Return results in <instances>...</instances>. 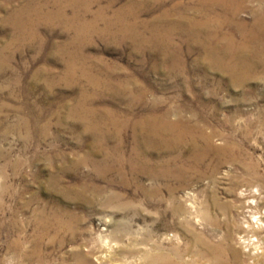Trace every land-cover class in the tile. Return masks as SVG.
<instances>
[{"label":"rangeland","instance_id":"rangeland-1","mask_svg":"<svg viewBox=\"0 0 264 264\" xmlns=\"http://www.w3.org/2000/svg\"><path fill=\"white\" fill-rule=\"evenodd\" d=\"M73 1L0 0V220L4 229L17 218L29 248L39 215L43 221L60 216L72 225L71 234L63 230L42 236L39 250L48 264H70L71 254L78 251L89 253L96 264L100 252L114 263L148 264L147 253L160 250L172 258L178 251L188 264H211V254L205 250L208 242L230 244L223 255L226 263L252 264L239 240L250 214L264 220V70L259 67L258 79L233 86L227 75L198 62L199 49L189 45L190 33L185 32L186 20L180 19L179 11L190 15L206 11L203 0ZM246 1L237 13L244 20L251 7L260 6V0ZM60 5L65 17L58 16ZM121 10L126 19L141 23L140 36L157 43L137 51L134 41L113 23ZM17 11L29 12L16 18ZM67 19H74L72 28L64 24ZM78 20L93 27L87 28L83 41L75 43ZM173 24L168 32L166 28ZM225 31L237 32L229 26L221 32ZM168 42L170 49H180L177 65L155 50L157 45L166 48L162 43ZM160 111H168L170 121L184 119L189 129L207 132L212 148L222 149L226 143L231 147L210 149L193 167V151L186 143L180 154V159L186 158L182 160L186 169L181 175L162 172L155 163L171 152L147 144L151 116ZM137 134L143 147L130 151ZM188 134L183 133L187 142ZM251 164L254 168L247 166ZM111 197L118 199L109 201ZM17 235L15 229L1 233L0 264H31L6 249Z\"/></svg>","mask_w":264,"mask_h":264},{"label":"bare ground","instance_id":"bare-ground-1","mask_svg":"<svg viewBox=\"0 0 264 264\" xmlns=\"http://www.w3.org/2000/svg\"><path fill=\"white\" fill-rule=\"evenodd\" d=\"M34 1V0H32ZM52 1V0H51ZM64 1V0H63ZM85 1V0H84ZM87 1V0H86ZM204 5H205V10L206 11H192V14L190 15L187 14L186 12L188 11H179L181 17L180 19L186 20V24H184V27L187 28V31L185 29L186 33H190V38L191 41H189V45H194L199 49V58L198 62L201 64L202 62L206 63V66L211 67L215 69L216 71L227 75V78L229 82L233 86H240L242 85L245 81H248L250 79H256L258 75V69L261 67L262 70H264V0H260V6L259 8H254L251 7L249 13V17L247 20L240 19L237 17V13H240L242 8L244 7V2L246 0H203ZM202 1V2H203ZM68 2V1H67ZM74 1L69 0V3H73ZM75 2L79 3V0H75ZM247 2V1H246ZM28 3V1H27ZM56 3V1H55ZM83 3V2H82ZM52 4V3H51ZM87 4V3H86ZM83 5V4H82ZM37 6V5H36ZM72 6V5H71ZM246 7V6H245ZM26 10L29 9L28 4H26ZM85 8V7H84ZM219 8V9H217ZM56 9V8H55ZM64 9V8H63ZM127 9V8H126ZM14 10V9H13ZM38 10V9H36ZM57 13L61 11V13L58 16L63 17L64 12L61 8V5L56 9ZM78 11V10H77ZM125 11V10H124ZM124 11H116L119 16L117 21L113 22L111 19H109L108 23L112 24V22L115 24V26H118L119 30H124L122 34H126V38L129 37L131 38L132 41H134V46L137 49V51L140 52L142 51V47L144 45H148L152 42L153 44L157 43V39H149L145 38L143 36H140V33H138L139 27H141L137 24V20L132 21L129 19H126L128 15L124 14ZM29 11H17L14 13L16 18L24 13H28ZM33 12V11H31ZM35 12V11H34ZM42 12V11H41ZM91 12V11H90ZM128 12V11H126ZM131 14L135 11H129ZM177 12V11H176ZM196 12V13H195ZM56 13V12H54ZM72 13V12H71ZM101 13V12H100ZM107 13V12H105ZM124 14V16L122 15ZM13 15V16H14ZM55 16V15H54ZM98 16V15H97ZM117 16V14H116ZM65 17V16H64ZM69 17V16H68ZM108 17V16H107ZM166 17V16H165ZM36 18V17H35ZM96 18V17H95ZM110 18V17H109ZM114 19V18H113ZM52 20V19H51ZM60 20V19H59ZM74 20V19H73ZM73 20L67 19L65 20L64 24L67 25L68 27H71L73 25ZM105 20V19H104ZM160 21V19H158ZM156 20V21H158ZM165 20V18H164ZM79 21V20H78ZM86 21V20H85ZM141 21V20H140ZM163 21V20H162ZM15 22V21H14ZM33 22V21H32ZM101 22V21H100ZM105 22V21H104ZM139 22V21H138ZM142 22V21H141ZM184 22V23H185ZM75 23V22H74ZM91 23V22H90ZM171 23V22H170ZM39 24V23H38ZM94 24V23H93ZM153 24V23H151ZM157 24V22H156ZM175 24V23H174ZM174 24L166 28L168 32L174 28ZM182 24V23H181ZM163 25H165L163 23ZM176 25V24H175ZM106 26V25H105ZM114 26V25H113ZM116 26V28H117ZM181 26V25H180ZM183 26V25H182ZM224 26H229L232 29H235L237 32L235 33H230L227 31L221 32L224 28ZM79 33H77L73 39L75 40V43L77 42L76 40H82L81 37H85L87 35V28L93 27L92 24L89 25V22H81L79 21L76 26ZM72 28V27H71ZM111 28V27H110ZM162 28V27H161ZM92 29V28H91ZM96 29V28H95ZM106 29V27H105ZM165 29V30H166ZM112 30V29H111ZM141 30V29H140ZM139 30V31H140ZM226 30V29H225ZM75 31V30H74ZM107 31V30H106ZM159 31V29H158ZM163 31V30H162ZM96 32V31H95ZM171 32V31H170ZM232 32V31H231ZM174 33V32H172ZM90 34V33H89ZM110 35L109 33H106ZM162 34V33H161ZM156 35V34H155ZM166 35V34H165ZM90 36V35H88ZM146 36V35H145ZM168 36V35H167ZM122 36H120L121 38ZM154 37V36H153ZM157 37V36H155ZM169 37V36H168ZM125 38V39H126ZM151 38V37H150ZM85 40V38H83ZM113 39V38H112ZM165 39L166 36H165ZM170 39V38H168ZM175 39V38H174ZM170 41V42H174ZM119 40V39H118ZM161 40V39H160ZM83 41V40H82ZM89 41V40H88ZM87 42V41H86ZM70 43V41H69ZM73 43V42H71ZM70 43V44H71ZM158 43L159 39H158ZM165 44L166 48L162 49L163 45H157V48L155 50H160L161 53H164V56L169 59V57L172 58V62L174 61V65H177V62H180V55L179 53V47L175 46L174 48L170 49V44L168 43H162ZM175 44V43H174ZM177 44V43H176ZM52 45V44H51ZM188 45V46H189ZM155 47V46H154ZM192 47V46H191ZM153 48V47H152ZM173 49V50H172ZM77 53V52H76ZM78 54V53H77ZM71 55V54H70ZM75 55V54H74ZM182 55V54H181ZM163 57V56H162ZM170 58V59H171ZM72 59V58H71ZM70 61V59H69ZM171 61V60H170ZM202 61V62H201ZM70 63V62H69ZM73 63V62H72ZM185 63V62H184ZM70 66V65H69ZM203 66V65H202ZM181 67V66H180ZM178 66V68L180 69ZM73 67H69V71H72ZM173 68H175L173 66ZM177 68V67H176ZM261 70V71H262ZM183 72V71H182ZM176 73V72H175ZM258 79V78H257ZM133 80V79H132ZM188 80V79H187ZM186 80V81H187ZM135 84V81H134ZM129 85V84H128ZM214 89L215 90L217 84H214ZM91 86V85H90ZM127 86V85H126ZM230 86V85H229ZM129 87V86H128ZM187 88V87H186ZM212 91V93H213ZM131 93L136 94V95H142V93L137 94V92H134L131 90ZM3 95V94H2ZM15 95V94H14ZM7 96V95H6ZM2 97V96H1ZM140 98V97H139ZM2 99V98H1ZM14 99V98H13ZM158 99V98H157ZM160 99V98H159ZM91 100V99H90ZM161 100V99H160ZM133 101H135V98H133ZM154 101V100H153ZM1 102V101H0ZM4 102V101H3ZM156 102V100H155ZM204 103V102H203ZM3 104V103H2ZM7 105V104H6ZM10 105V104H8ZM155 106V105H154ZM175 106V105H173ZM6 107V106H5ZM1 108V107H0ZM169 110V109H168ZM193 110V109H192ZM168 112V111H167ZM166 111H160V113H157V115L151 116V133L150 137H148V140L150 141L147 142V144H151V147H157L160 145L163 147L165 150L171 152L170 156L165 158V160H162L161 162L156 161L155 167L160 169L164 173H174L180 174L183 172L184 169H186L185 163L182 161L183 158L180 159V154L182 153V150L184 149V145L186 143L189 145L190 149L193 151L192 154V159L195 161V165L193 164V167H197V161L199 162L210 149L216 150V151H222V149H226L231 147L229 143H226L223 148L220 149L219 147H214L210 146V141L211 136L206 132H202L201 130H192L189 129L188 126L190 124L186 123L183 120H176V121H170L166 119L167 116ZM190 112V111H189ZM178 113V111H177ZM180 113V112H179ZM194 113H196L194 111ZM193 113V114H194ZM126 115V114H125ZM195 115V114H194ZM20 116V115H19ZM128 116V115H127ZM178 116V115H177ZM184 116V115H183ZM182 116V117H183ZM22 117V116H21ZM25 117V115H24ZM23 117V118H24ZM179 117V116H178ZM26 118V117H25ZM121 118V116H120ZM123 118V117H122ZM135 118V117H133ZM148 118V116H147ZM180 118V117H179ZM191 118V117H190ZM201 118V117H200ZM21 119V118H20ZM125 119V118H124ZM123 119V120H124ZM127 119V118H126ZM170 119V118H169ZM25 120V119H24ZM29 120V119H28ZM26 120V121H28ZM108 120V119H107ZM118 120V119H117ZM137 120V119H136ZM143 120V119H142ZM189 120V119H188ZM192 120V119H191ZM194 120V119H193ZM199 120V119H198ZM114 121V120H113ZM187 121V120H186ZM190 121V120H189ZM109 122V121H108ZM126 122V121H125ZM21 123V122H20ZM138 123V122H137ZM143 123V122H142ZM150 123V122H149ZM190 123V122H189ZM26 124V122H25ZM114 124V123H113ZM198 124V123H197ZM115 125V124H114ZM126 125V123H125ZM124 125V126H125ZM194 125V124H193ZM29 126V125H27ZM92 126L95 130L99 131L100 129L98 127L100 126H94V124L90 125ZM121 126V125H120ZM195 126V125H194ZM199 126V125H198ZM25 127V126H23ZM136 127V126H135ZM188 127V128H187ZM191 127V126H190ZM120 129L117 127L116 130L120 132ZM198 129V128H197ZM111 130V129H110ZM207 130V129H206ZM115 131V130H114ZM190 131L189 136V141H185V135L183 136V133L185 134L186 132ZM192 131L195 133L192 134ZM43 132V131H42ZM117 132V133H118ZM135 132V131H134ZM101 134V132H99ZM144 133V132H143ZM108 134V133H107ZM113 134V133H112ZM116 134V133H115ZM139 134V133H138ZM137 134V137L135 139V144L133 147L130 149V151H137V149L140 147H143V145L140 143L142 142L139 140V136ZM146 135V134H145ZM103 136V135H102ZM119 136V135H118ZM121 136V135H120ZM134 136V135H133ZM132 136V138H133ZM186 136V138H188ZM106 137V136H105ZM144 136L142 135V138ZM201 140V144L198 143L199 140ZM114 138V137H112ZM117 138V137H116ZM119 138V137H118ZM141 138V139H142ZM144 139V138H143ZM187 140V139H186ZM147 141V140H146ZM116 142V140H115ZM120 142V141H119ZM229 142V141H228ZM198 143V144H197ZM213 143V142H212ZM146 144V143H145ZM187 145V146H188ZM110 146V145H109ZM113 146V145H112ZM111 146V147H112ZM146 146V145H145ZM149 146V145H148ZM131 147V146H130ZM150 147V148H151ZM109 148V147H107ZM236 149V148H235ZM106 150V149H105ZM116 150V147H115ZM118 150V149H117ZM143 150V149H142ZM189 150V149H187ZM103 151V150H102ZM107 151V150H106ZM111 151V150H110ZM120 151V150H119ZM225 151V150H224ZM229 151V150H228ZM112 152V151H111ZM117 152V151H116ZM187 152V151H185ZM231 152V150H230ZM233 152V151H232ZM216 152H214L215 154ZM226 153V152H225ZM114 154V153H113ZM189 154V153H188ZM187 154V155H188ZM220 154V153H219ZM229 154V153H228ZM234 154V153H233ZM6 155V154H5ZM104 155V154H103ZM107 155V154H106ZM118 155V154H117ZM137 155V154H136ZM210 155V154H208ZM232 155V154H231ZM236 155V154H235ZM234 155V156H235ZM238 155V154H237ZM236 155V156H237ZM113 156V155H112ZM216 156V155H215ZM230 156V155H229ZM110 157V156H109ZM191 157V156H190ZM223 157V155H222ZM225 157V156H224ZM243 157V156H241ZM245 157V154H244ZM118 158V157H117ZM232 160L235 158L231 157ZM124 159V158H123ZM145 159V158H144ZM230 159V158H228ZM239 159V158H238ZM147 160V159H146ZM145 160V161H146ZM242 160V159H241ZM9 162V160H7ZM109 161V160H108ZM134 161V160H133ZM142 161V160H141ZM189 161V160H188ZM234 161V160H233ZM115 162V161H114ZM120 162V161H119ZM122 162V161H121ZM131 162V161H130ZM137 162V161H136ZM180 162V163H179ZM192 162V161H191ZM232 162V161H231ZM7 163V162H6ZM135 163V162H134ZM200 163V162H199ZM242 163V162H241ZM137 164V163H135ZM144 164V162H143ZM188 164V163H187ZM192 164V163H191ZM244 164V163H243ZM250 164V163H247ZM8 165V164H7ZM113 166V164L111 163ZM116 165V164H115ZM131 165V164H130ZM245 165V164H244ZM21 166V165H20ZM111 166V167H112ZM121 166V165H120ZM125 166V165H124ZM129 166V165H128ZM143 166V165H142ZM188 166V165H187ZM191 166V165H190ZM242 166V165H241ZM248 167H252V164ZM255 166V165H254ZM10 167V166H9ZM110 167V168H111ZM122 167V166H121ZM144 167V166H143ZM257 167V166H256ZM16 168V167H15ZM152 168V167H151ZM213 168V167H212ZM247 168V167H246ZM245 168V169H246ZM258 168V167H257ZM256 168V169H257ZM131 169V168H130ZM129 169V170H130ZM156 169V168H155ZM216 169V168H214ZM244 169V170H245ZM120 170V168H119ZM136 170V169H135ZM174 170V171H172ZM195 170V169H194ZM17 171V170H16ZM117 171V169H116ZM106 172V171H105ZM128 172V170H127ZM143 172V171H142ZM185 172V171H184ZM150 173V172H149ZM246 173V172H245ZM252 173V172H251ZM255 173V172H254ZM120 175V174H119ZM118 175V176H119ZM152 175V174H151ZM181 175V174H180ZM204 175V174H202ZM247 175V174H246ZM251 175V174H250ZM260 175V174H259ZM56 176V175H55ZM157 175H155L156 177ZM159 176V175H158ZM249 176V175H248ZM253 176V174H252ZM254 175L253 177H255ZM116 177V176H115ZM252 177V178H253ZM259 177V176H258ZM263 177V176H262ZM55 178V177H54ZM59 179V178H58ZM57 179V180H58ZM112 179V178H111ZM110 179V180H111ZM118 179V178H117ZM133 179V178H132ZM245 179V178H244ZM251 179V178H250ZM109 180V181H110ZM255 180V179H252ZM262 180V179H260ZM53 181V180H52ZM56 181V180H55ZM250 181V180H249ZM257 181V180H256ZM259 181V180H258ZM263 181V180H262ZM54 182V181H53ZM125 182V180H124ZM252 182V181H251ZM254 182V181H253ZM114 183V182H113ZM123 183V182H122ZM60 184V183H59ZM59 185L58 187H60ZM54 187V186H53ZM140 187V186H139ZM15 188V187H14ZM49 189V188H48ZM58 189V188H57ZM56 189V190H57ZM63 189V188H62ZM52 190H55L52 188ZM55 190V191H56ZM255 190V188H254ZM5 191V187L1 189V193ZM13 191V190H12ZM59 191V190H58ZM143 192L146 190L143 189ZM149 191V190H148ZM14 193V192H13ZM146 193V192H145ZM21 194V193H20ZM61 194V193H60ZM113 194V193H112ZM117 193H115L116 195ZM147 194V193H146ZM145 194V195H146ZM70 195V194H69ZM119 195V194H118ZM3 196V195H2ZM71 196V195H70ZM66 197V196H65ZM69 197V196H67ZM15 198V197H14ZM70 198V197H69ZM13 199V198H12ZM113 199L117 200L116 197H111L109 201H112ZM255 200V199H254ZM129 201V200H127ZM253 201V200H252ZM108 202V201H107ZM254 202V201H253ZM116 203V202H115ZM130 203V201L128 202ZM2 206V205H1ZM250 206V205H249ZM3 207V206H2ZM43 207V206H42ZM252 208V207H251ZM255 208V207H253ZM43 209V208H42ZM249 209V208H248ZM257 209V207L255 208ZM253 210V209H252ZM14 211V210H11ZM34 211V210H33ZM249 211V210H247ZM246 211V212H247ZM259 211V210H258ZM15 212V211H14ZM36 212V211H35ZM52 212V211H51ZM201 212V211H200ZM260 212V211H259ZM50 213V212H49ZM53 213V212H52ZM31 214V213H30ZM38 214V212L36 213ZM203 216L206 218L208 217L207 210L203 211L202 210ZM259 214V213H258ZM13 215V214H12ZM45 215V214H44ZM55 215V214H53ZM65 215V214H64ZM10 216V215H9ZM32 216V215H31ZM47 216V215H46ZM49 216V215H48ZM59 216V215H58ZM66 216V215H65ZM249 219H246V224L245 225V235L240 237V244L242 247L249 251L248 254L250 255L251 263L252 264H259V260L263 259V264H264V220L259 218L258 216L255 215V213L249 215ZM60 218L57 216H52L50 220L43 221V218L41 215L38 216V221L35 222V225H37L35 229V233L33 236V239L30 241L29 248L26 247V243L24 242L23 235H24V230L22 231L23 228H18V223H17V218L11 219V221L8 222V226L4 229V221L0 220V235L2 232L9 234L10 231L15 229L17 231V236L14 239H11L9 243L7 244L6 249L11 250L16 252L18 257L20 259L27 260L28 262H31V264H48L46 261L45 257L40 253L39 250V243L42 240L43 235L49 234V232H54L52 233L53 235L56 234V232H63V230L68 231L70 234L73 233V229L68 222H64L63 220L58 219ZM209 218V217H208ZM248 218V217H247ZM4 219V218H3ZM72 219V218H71ZM212 219V218H211ZM21 222V219H19ZM31 220V219H30ZM40 220V222H39ZM206 220V219H204ZM24 221V220H23ZM212 221V220H211ZM30 222V221H29ZM32 223V222H31ZM20 224V223H19ZM28 224V223H27ZM21 225V224H20ZM25 227V226H24ZM34 227V226H32ZM244 228V227H243ZM28 231V230H27ZM34 232V230H32ZM263 232L262 234H257L258 232ZM32 232V233H33ZM75 232V231H74ZM121 233V232H120ZM16 234V233H15ZM27 234V233H25ZM243 235V234H242ZM51 236L52 235H48ZM57 236V235H56ZM44 237V236H43ZM47 237V236H46ZM45 237V238H46ZM13 238V237H12ZM49 238V237H48ZM101 238V237H100ZM199 237L198 239H200ZM48 239H46L47 241ZM51 240V239H50ZM205 240V239H204ZM107 241V240H106ZM110 241V240H109ZM29 242V241H28ZM57 242V241H56ZM105 242V241H104ZM51 243V242H50ZM53 244V243H52ZM115 244V243H114ZM205 244V243H204ZM229 244V243H228ZM230 245V244H229ZM229 245L223 246L220 243H212L208 242L205 244L206 251H208L211 254V264H228L223 258V255H225V251L230 250ZM240 245V246H241ZM6 246V245H5ZM45 246V245H44ZM109 246V245H107ZM106 246V247H107ZM112 247V246H111ZM110 247V248H111ZM43 248V247H42ZM233 249V248H232ZM93 250V249H92ZM96 250V249H95ZM94 250V251H95ZM105 250V249H104ZM158 250V249H156ZM87 251V250H86ZM110 251V250H109ZM108 251V252H109ZM205 251V253H206ZM83 252V251H81ZM81 252H73L71 254L72 256V262L70 264H96L90 259V254L89 253H81ZM225 252V253H224ZM233 252L236 254L238 251L233 249ZM45 253V252H44ZM176 257L172 258V256H169L165 254L164 252L156 251V252H148L147 253V258L145 260H148V264H188V262L178 254V251H175ZM200 253V252H199ZM172 254V253H171ZM227 254V253H226ZM231 256V255H230ZM237 256V255H236ZM50 257V256H49ZM233 257V256H232ZM18 258V259H19ZM97 258L99 259V264H103L106 262V260L109 261L107 264H120V263H114L110 258L106 259L104 254L97 255ZM235 258V256H234ZM237 258V257H236ZM239 258V257H238ZM140 259V258H139ZM240 259V258H239ZM17 260V259H16ZM20 260V261H22ZM122 261L124 259H121ZM3 261V260H2ZM97 261V259H96ZM142 261V260H141ZM124 262V261H123ZM127 262V261H126ZM147 262V261H146ZM122 263V262H121ZM261 263V262H260ZM60 264H69L67 262H62ZM125 264V263H123ZM230 264V263H229Z\"/></svg>","mask_w":264,"mask_h":264}]
</instances>
